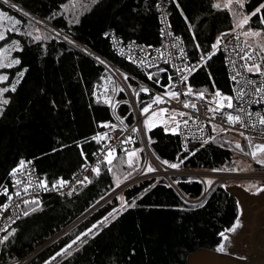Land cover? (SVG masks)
<instances>
[{
	"label": "trees",
	"instance_id": "obj_1",
	"mask_svg": "<svg viewBox=\"0 0 264 264\" xmlns=\"http://www.w3.org/2000/svg\"><path fill=\"white\" fill-rule=\"evenodd\" d=\"M11 1L113 65L140 77L130 63L115 54L107 34L114 31L125 42H160L157 0ZM215 4H220V0H170L168 14L173 30L185 41L192 60L210 52L216 39L235 26L231 10L223 4L214 7ZM240 10L239 14L250 17L244 31L264 34V0H243ZM0 12L9 17L13 26L6 32V39L20 48L13 53L19 64L5 69L9 91L4 94L8 103L0 113V192L8 186L11 173L31 160L43 183H67L93 161L99 150L94 137L113 126V105L118 104L122 119L134 124L127 95L96 60L2 3ZM37 36L39 40L35 39ZM255 48L264 57V49ZM20 73L22 79L12 91L13 78ZM190 82L197 89L224 97L232 94V82L221 53H215ZM145 98L150 95H138L141 109ZM145 134L151 152L165 165L245 169L236 166L237 158L249 154L246 142L236 147L237 138L245 141L238 134L218 133L209 144L193 148L191 153L183 151L178 134L168 133L163 127ZM141 146L138 141L136 149ZM128 153L131 152L113 154L111 163ZM139 166L125 164L116 175L108 160L104 161L82 193L49 194L40 202L26 204L22 218L4 235L7 239L0 247V264L33 254L81 218L117 186L118 180L140 172ZM203 193L202 183L194 180L177 178L175 187L165 179L143 180L124 192L127 208L115 218L91 232L119 207V198L83 220L30 264H186L189 255L200 249H218L224 239L221 233L229 232L240 218V202L234 191L215 187L203 202L192 203ZM6 198L0 194L1 201ZM82 234L75 246L73 240Z\"/></svg>",
	"mask_w": 264,
	"mask_h": 264
},
{
	"label": "built area",
	"instance_id": "obj_2",
	"mask_svg": "<svg viewBox=\"0 0 264 264\" xmlns=\"http://www.w3.org/2000/svg\"><path fill=\"white\" fill-rule=\"evenodd\" d=\"M0 3L49 32L56 39L68 44L98 63L106 65L112 75L107 72L116 82V85L126 93V102L131 107L135 119L134 124H128L118 115V104L113 105L111 111L113 126L94 137V141L99 145V150L93 161L85 164L79 174L69 182L63 183V186L44 183L47 190H45V187H41L43 182L40 180L37 167L32 160L13 171L9 177L8 186L0 192L1 195L7 196L4 201L0 200V247L6 231L22 218L26 204L40 202L49 194L72 195L82 193L89 185V179L95 172L93 169L109 160L108 153L110 151L113 154L133 152L137 148V142L140 141L147 155L145 167L139 174L121 182L119 186H116L101 198L81 218L50 239L33 254L8 264H30L49 246L98 209L115 198H119L131 186L143 180L154 178V174H157L158 171L167 177L170 184L175 183L173 181L174 177L202 183L204 193L199 200L192 202L194 204L203 202L215 187H228L230 183L236 186L239 183H260L264 185V168L190 169L181 166L173 168L163 164L153 155L147 144L142 124L143 117L140 115L141 108L138 102V95L145 93L150 95V98H145L143 101L145 102L144 108H150L147 115L157 110H164V117L168 120L172 114H176L178 135L185 153H191L194 151L193 148L209 144L219 132H232L240 135L248 142L264 145V124L260 123V120L264 119V57L259 50L248 42L244 34V27L235 25L231 31L216 39L210 52L201 54L197 60H192L189 57L185 41L173 30L168 14L170 0H157L160 26V42L158 44H144L136 41L125 42L122 36L114 31L107 34L115 54L130 63L142 78L123 67L113 65L87 46L65 32L54 28L17 3L11 0H0ZM218 41L219 43H217ZM215 53H221L224 56L227 74L232 82L231 100L221 95L217 96L216 93L207 89H197L191 85L190 80L193 75ZM248 56H251L252 59L245 58ZM253 65H258L260 71H249L248 68ZM184 77L187 79L185 80ZM144 89H147V91H144ZM172 92L179 95L174 98L169 95ZM156 97H160L163 102H156ZM229 103L232 104L231 108L227 107ZM229 116H238L239 121L230 122L228 120ZM150 163L158 169L157 172L146 171ZM18 181L19 183H17ZM12 189L14 193H12Z\"/></svg>",
	"mask_w": 264,
	"mask_h": 264
},
{
	"label": "rangeland",
	"instance_id": "obj_3",
	"mask_svg": "<svg viewBox=\"0 0 264 264\" xmlns=\"http://www.w3.org/2000/svg\"><path fill=\"white\" fill-rule=\"evenodd\" d=\"M227 3H228V0H220V4H223V7ZM242 3H243V0H240V4H237L236 0H231L230 6L226 7L229 10H231V12L233 13L234 18H235V25H237V26L243 22V18L246 16V15L239 14V12L241 11L240 6L242 5ZM233 6H234V8H233ZM245 25L243 27H245ZM9 28L10 29L13 28V26L9 22V17L6 14H3L2 12H0V32H3L5 35V39L0 40V65H2V66H0V77H7L5 69L17 65L16 63H12L13 61L16 60L14 58L13 53L16 50L20 49L19 46L15 45L14 42L8 41L6 39L7 38L6 32L10 31ZM246 32L250 33L249 35H245L246 39H250V41L254 44L255 47L257 46L261 49H264V34L262 32L257 31L258 33H260V35H258V36L251 35V33H255L256 31L247 30ZM9 64H11V66H8ZM21 74L23 75V73H20L19 75L15 76V78H13L14 82L12 83V85H10L11 88L13 86L16 87L18 85V83L21 81V79H22ZM6 81L7 80L0 81V90L8 87L5 84ZM4 94H5V92L0 94V113L2 111V108L4 107V103H3V100H5ZM143 109H140V115L143 117L142 124L144 127V133H145V131L147 133H149L152 129H154L156 127H163L166 130V132H168V133L178 134L179 129H178V121H177L176 114H172L171 118L167 120L164 117V115H165L164 110H157V111L147 115L149 111L147 113H143L142 112ZM149 110H150V108H149ZM222 133H225V132H219V134H222ZM145 137H146V134H145ZM146 140H147V138H146ZM235 142H236V145H240V147H241V142H243V143L246 142V144L249 147V154L247 157L237 158V165H236L237 167L250 169L253 167H257V165H258V166H261V168H264V163L258 162V161H264V151H258L256 153L255 158H253V156L250 154L256 150L255 146L260 145V144H257L254 142H248L246 140L243 141L241 138H237L235 140ZM132 153H134V154L130 155ZM112 156H109L108 158L112 160V158H113ZM146 159H147L146 152L144 151V149L141 146L140 149H138V150L136 149L135 151L128 153L125 156V158L121 157L116 162L111 163V166L115 169L116 175L122 172L123 166L125 164L127 166H129V161L131 162V165L136 164L137 167L139 165H141V171H142L145 167ZM176 165L180 166V164H176ZM150 168L153 170L150 171L149 170ZM146 169H147L146 171H150V172H157L158 171V169L152 163H150ZM140 172H138L137 174H139ZM154 179H157V180L165 179L168 182L167 177L165 175H162L159 171L157 172V174H154ZM176 179L177 178L174 177L173 181L175 182ZM118 181H119V184L121 182H123L120 180H118ZM227 188H229L230 190H232L236 193L237 198L240 202V218H239L240 225H241L240 227L247 226L249 228V233H250V228L253 226L254 215L259 209V208L258 209L256 208L255 204H257L259 202V196L261 193L264 192V191L258 192V189L264 188V185H262L260 183H239L236 186L235 184L230 183V185ZM241 189L245 190L246 192L245 191L241 192L240 191ZM251 193H254V194H251ZM119 199H120L119 207L116 208L102 222H100L99 224L94 226L95 228H93L94 230L91 232H94L95 230L99 229L101 226L105 225L107 222H109L111 219L115 218L120 212L124 211V209L127 208V204H126V201L124 199V196L121 195L119 197ZM263 217H262V219H263ZM245 231H248V230L245 228ZM89 232H88V235L91 234ZM229 232H226L224 234L228 238L231 237V234H229ZM263 232H264V229H262L261 232L259 233V237H258L259 239L262 236H264ZM83 235L84 234H82L79 237H76L73 240L76 242L75 246L82 240ZM80 238H81V240L78 242V240ZM227 241H229V239ZM227 241L223 239L222 244L224 245V243ZM237 242H238V244H240L239 239ZM258 243L260 244L259 241H258ZM247 250L250 251V248L248 247ZM229 254L233 255V253H229ZM243 255L245 256V254H243ZM237 258H242V257L237 256Z\"/></svg>",
	"mask_w": 264,
	"mask_h": 264
},
{
	"label": "water",
	"instance_id": "obj_4",
	"mask_svg": "<svg viewBox=\"0 0 264 264\" xmlns=\"http://www.w3.org/2000/svg\"><path fill=\"white\" fill-rule=\"evenodd\" d=\"M101 65L110 73L106 65ZM171 185L175 187V183L172 182ZM263 216L264 207H260L254 215L253 226L250 228V233L248 235L249 241L247 242H249L251 249L247 253L248 256L253 253H257L258 255L264 257V246H261L258 243L259 233L262 229H264L262 223ZM186 264H264V261L250 262L237 258L234 254L231 255L228 252H221L217 249H200L189 255Z\"/></svg>",
	"mask_w": 264,
	"mask_h": 264
},
{
	"label": "snow or ice",
	"instance_id": "obj_5",
	"mask_svg": "<svg viewBox=\"0 0 264 264\" xmlns=\"http://www.w3.org/2000/svg\"><path fill=\"white\" fill-rule=\"evenodd\" d=\"M236 2H237V4H240V0H236ZM230 4H231V0H228V3L225 4L224 7H229ZM214 7L220 8L221 5H220V4H215ZM252 15H255V13H252ZM249 19H250L249 16H245V17L243 18V22H242L241 24H239L238 26H239V27H243L245 24L248 23ZM16 23H18V22H16ZM244 34H245V35H249L250 33L245 32ZM28 35H31V33H28ZM251 35L258 36V35H260V33L255 32V33H251ZM4 39H5V35H4V33H3V32H0V40H4ZM35 39H36V40H39L40 37L37 36V37H35ZM217 43H219V41H218ZM245 58H246V59H252L251 56H248V57H245ZM12 63H16V64H18L19 61H18V60H15V61H13ZM0 66H2V65H0ZM8 66H11V64H9ZM248 70H249V71H253V70H255V71L259 72V71H260V68H259L258 65H253V66L249 67ZM21 75H22V74H21ZM184 79L186 80L187 78L184 77ZM2 80H7V77H0V81H2ZM11 90H12V91H15V87L13 86V87L11 88ZM7 91H9V89H8V88H4V89L0 90V94H2L3 92H7ZM144 91H147V89H144ZM169 95H171L172 97L175 98V97H177L179 94H178V93H175V92H172V93H169ZM219 95H220V93H217V96H219ZM226 99L231 100L230 97H227ZM156 102H163V101H162V99H161L160 97H156ZM3 103H4V104H7V103H8V100H7V99L3 100ZM185 106H188V105H185ZM192 106L194 107V105H192ZM227 107L231 108V107H232V104L229 103V104L227 105ZM148 111H149V108H148V107H145V108L142 110L143 113H147ZM181 115H183V113H181ZM250 115H251V114L249 113V116H250ZM228 120H229L230 122H232V121H239V117H238V116H236V117L229 116V117H228ZM260 123L264 124V119H261V120H260ZM236 147H237V148H240V145H237ZM255 149H256L255 151H253L252 153H250V154L253 156V158H255L256 153H257L258 151H264V145H256V146H255ZM133 154H134V153H132V154H130V155H133ZM108 155H109V156H112V155H113V152L110 151V152L108 153ZM111 162H112V161L109 159V160H108V163L111 164ZM258 162H259V163H264V161H258ZM165 163H167V162L165 161ZM22 166H23V165H22ZM129 166L131 167V162H130V161H129ZM171 167L176 168V167H178V165H176V164H172ZM93 170L96 171L97 174H98V172H99V169H98V168L93 169ZM149 170L152 171L153 169L150 168ZM126 178H127V177H126ZM17 183H19V181H18ZM59 183H60L61 186H63V183H64V182H63V181H60ZM209 183H210V182H209ZM117 186H119V183L117 184ZM41 187H45V190H47L46 185H45L44 183H41ZM54 187H55V185H54ZM25 191H27V189H25ZM259 191H264V188L258 189V192H259ZM17 195H19V193H17ZM33 202H35V201H33ZM25 203H27V201H25ZM25 214H27V213H25ZM240 226H241V225H240V221H239V219H237V221L235 222L234 226H233L231 229H229L228 231H230V232H235L236 229H237L238 227H240ZM221 236L224 238V240H226V241L228 240V237L225 236L224 233H221ZM4 239H7V237H5ZM73 243H76V242L73 241ZM68 247H71V245H69ZM217 250H218V251H221V252L225 251V247H224V245L221 244V245L218 247ZM63 251L66 252L67 249H65V250H63ZM61 254H63V253H61ZM58 255H59V254H58Z\"/></svg>",
	"mask_w": 264,
	"mask_h": 264
},
{
	"label": "flooded vegetation",
	"instance_id": "obj_6",
	"mask_svg": "<svg viewBox=\"0 0 264 264\" xmlns=\"http://www.w3.org/2000/svg\"><path fill=\"white\" fill-rule=\"evenodd\" d=\"M255 205L257 209L264 207V192L260 194L259 202ZM262 223L264 226V217L262 219ZM245 228L248 231H245ZM229 234H231V237L228 238L229 241L224 243L225 252L233 253L234 255L237 254L236 256L242 257L240 259L250 262L264 261V257L258 255L257 253H253L250 256L247 255L249 252L247 248H250V244L247 242L249 241V228L247 226L238 227L235 232H229ZM238 239L240 240V244L237 242ZM258 241L260 242L259 245L264 246V236H262L260 239L258 238ZM243 254H245V256Z\"/></svg>",
	"mask_w": 264,
	"mask_h": 264
},
{
	"label": "crops",
	"instance_id": "obj_7",
	"mask_svg": "<svg viewBox=\"0 0 264 264\" xmlns=\"http://www.w3.org/2000/svg\"><path fill=\"white\" fill-rule=\"evenodd\" d=\"M240 191H245V190L241 189ZM245 192H246V191H245ZM251 194H254V193H251Z\"/></svg>",
	"mask_w": 264,
	"mask_h": 264
}]
</instances>
